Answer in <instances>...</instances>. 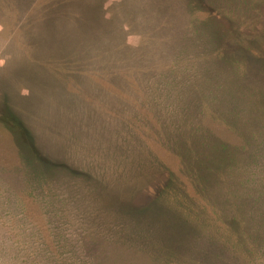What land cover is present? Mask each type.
<instances>
[{
    "label": "rangeland",
    "instance_id": "obj_1",
    "mask_svg": "<svg viewBox=\"0 0 264 264\" xmlns=\"http://www.w3.org/2000/svg\"><path fill=\"white\" fill-rule=\"evenodd\" d=\"M0 264H264V0H0Z\"/></svg>",
    "mask_w": 264,
    "mask_h": 264
}]
</instances>
